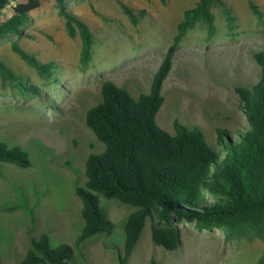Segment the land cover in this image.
I'll return each instance as SVG.
<instances>
[{
	"label": "rangeland",
	"instance_id": "374dc122",
	"mask_svg": "<svg viewBox=\"0 0 264 264\" xmlns=\"http://www.w3.org/2000/svg\"><path fill=\"white\" fill-rule=\"evenodd\" d=\"M15 0L1 20L12 13ZM198 0H67L94 35L92 60L79 68L80 39L69 38L54 0H40L25 25L26 35L0 40V59L16 74L26 76L44 96H20L0 81V142L19 146L30 159L20 168L2 163L0 169V264H20L31 238L46 234L52 246L65 243L73 250L71 264H119L126 216L135 208L99 196V204L113 224L110 234H96L78 245L83 221L77 187H85L84 166L90 154L104 144L85 124L86 111L101 100L100 84L113 82L133 98L149 91L152 76L175 33L183 11ZM233 20L220 8L211 9L215 32L206 38L197 24L184 36L162 85L164 101L156 124L173 135L172 122L197 126L207 144L218 149L216 128L230 131L245 123L235 88L251 89L260 75L254 53L264 48V0H252L262 12L259 21L247 0H224ZM119 2L146 15L136 25ZM96 11L100 14L94 13ZM29 35V36H28ZM12 41L40 62L57 65L49 78H41L11 51ZM210 198V197H209ZM180 245L171 251L152 243L146 219L138 243L126 264H254L264 252L259 237L227 239L220 228L200 229L179 222Z\"/></svg>",
	"mask_w": 264,
	"mask_h": 264
},
{
	"label": "trees",
	"instance_id": "16d2710c",
	"mask_svg": "<svg viewBox=\"0 0 264 264\" xmlns=\"http://www.w3.org/2000/svg\"><path fill=\"white\" fill-rule=\"evenodd\" d=\"M14 1L0 0V40L9 35H26L24 27L31 19L30 13L40 6V0L17 2L11 8V15L1 20L3 10ZM54 1L67 36L78 35L80 39L78 62L80 70L85 72L92 60L94 35L77 14L67 9V0ZM247 3L250 12L260 21L262 12L258 6L252 0ZM119 5L134 25L146 15L145 10L135 12L123 2ZM213 7L222 10L230 25L233 16L224 0H198L184 10L152 76L148 93L133 98L113 82L102 81L101 100L86 111L85 124L104 144V149L87 157L85 187L75 190L81 201L83 221L75 245L113 230V224L99 204V196L135 208L123 223L119 264H126L134 251L147 218L152 243L167 251L181 243L179 222L192 223L200 229L220 228L227 239L259 237L264 240V48L253 55L260 68L257 82L251 89L235 88L245 123L236 131L216 128L218 149L207 144L197 126L190 128L174 119L171 135L155 121L164 101L162 85L179 44L197 24L205 27L207 39L213 36ZM10 48L41 78L51 77L57 68L54 61L40 62L15 41L10 43ZM0 81L16 88L20 96L42 98L45 94L1 59ZM2 163L25 168L30 166V159L19 146L8 147L0 142V169ZM72 262L70 245L52 246L49 237L42 233L38 238H31L20 264ZM151 264H155L153 260ZM254 264H264V252Z\"/></svg>",
	"mask_w": 264,
	"mask_h": 264
},
{
	"label": "crops",
	"instance_id": "0c3cea01",
	"mask_svg": "<svg viewBox=\"0 0 264 264\" xmlns=\"http://www.w3.org/2000/svg\"><path fill=\"white\" fill-rule=\"evenodd\" d=\"M100 86H101V84H100ZM229 130V129H228Z\"/></svg>",
	"mask_w": 264,
	"mask_h": 264
}]
</instances>
